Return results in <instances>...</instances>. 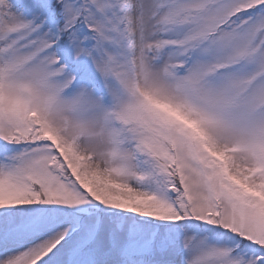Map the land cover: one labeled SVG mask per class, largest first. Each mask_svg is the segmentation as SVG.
<instances>
[{
  "label": "snow or ice",
  "instance_id": "1",
  "mask_svg": "<svg viewBox=\"0 0 264 264\" xmlns=\"http://www.w3.org/2000/svg\"><path fill=\"white\" fill-rule=\"evenodd\" d=\"M0 264H264V0H0Z\"/></svg>",
  "mask_w": 264,
  "mask_h": 264
}]
</instances>
